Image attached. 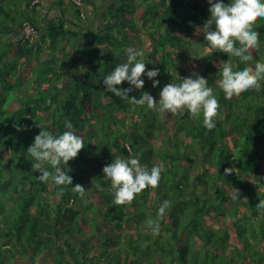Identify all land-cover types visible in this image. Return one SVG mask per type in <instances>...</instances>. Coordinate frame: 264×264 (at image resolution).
Wrapping results in <instances>:
<instances>
[{"label":"trees","instance_id":"obj_1","mask_svg":"<svg viewBox=\"0 0 264 264\" xmlns=\"http://www.w3.org/2000/svg\"><path fill=\"white\" fill-rule=\"evenodd\" d=\"M105 2L100 11L93 0L90 22L72 0L75 21L50 19L41 30L28 10L42 0H0V264H264V209L256 207L264 200V82L232 99L218 83L222 63L238 71L264 62V19L254 25L261 48L251 61L207 47L194 67L193 49L207 46L200 28L211 15L208 0ZM26 20L37 38L22 33ZM129 48L143 51L138 59L159 69L160 82L153 87L145 75L130 96L148 92L158 102L165 85L195 73L219 101L216 127L187 109L160 113L108 92L103 80L127 62ZM66 121L85 147L62 168L86 189L83 198L72 186L58 195L51 181L41 182L27 151L41 130L68 131ZM117 157L162 165L159 186L115 205L103 168ZM165 200L171 208L159 218ZM156 219L159 234L148 224Z\"/></svg>","mask_w":264,"mask_h":264},{"label":"clouds","instance_id":"obj_2","mask_svg":"<svg viewBox=\"0 0 264 264\" xmlns=\"http://www.w3.org/2000/svg\"><path fill=\"white\" fill-rule=\"evenodd\" d=\"M73 2L85 11L84 0L80 5L74 0ZM208 3L211 15L200 28L207 41V47L230 57H237L241 63L251 61L252 51H259L261 48L259 32L254 30V25L258 20L264 19V0H231L228 4L223 0H208ZM126 54L127 62L117 65L103 80L108 92L121 100L139 106L146 105L148 109L160 113L176 115L187 109L193 119L202 116L203 125L207 129L212 130L216 127L220 104L213 89L208 87L207 79L193 73L195 78H183L181 83L165 85L159 93L158 102L148 92H143L137 99L130 96V93L144 88L143 76L146 75L152 80L153 87L159 86V80L155 79L159 75V69L146 70V64L138 59L144 55L142 50L129 48ZM219 73L221 75L218 81L219 87L223 90L226 99H232L249 90L261 89V84L264 82V62H257L254 67L248 66L238 71H234L231 64L222 63ZM125 81L131 87H117ZM73 127L70 121H66L65 128L68 131L59 136L41 130L27 151L37 161L34 168L40 173L38 176L41 182L51 181L58 187V195L63 194L64 188L61 186H72V190L83 198L86 189L79 184L73 185L72 176L62 168V165L68 166L69 161L77 158L85 147L82 137L73 131ZM45 165H50L52 171ZM162 168V165H153L148 169L136 158H115L103 168V175L111 181L113 203L118 206L130 205L145 189H156L161 181ZM232 172L233 169H226L225 176ZM232 199H240L238 189L234 191ZM256 207L264 209V200H261ZM170 208L171 202L163 201L158 209V217L163 218ZM148 224L154 234H159L161 230L159 219L149 220Z\"/></svg>","mask_w":264,"mask_h":264},{"label":"crops","instance_id":"obj_3","mask_svg":"<svg viewBox=\"0 0 264 264\" xmlns=\"http://www.w3.org/2000/svg\"><path fill=\"white\" fill-rule=\"evenodd\" d=\"M95 1L97 2V0ZM85 5V9L89 13L90 22L94 21L93 16L95 12L93 0H86ZM35 12V15L40 18L39 27L41 30H44L46 22L50 19L59 21L61 18H64L67 23H72V21L77 19L75 15V6L71 0H42V4L36 8ZM19 29L18 27L15 29L14 35L17 37L21 34V29Z\"/></svg>","mask_w":264,"mask_h":264},{"label":"rangeland","instance_id":"obj_4","mask_svg":"<svg viewBox=\"0 0 264 264\" xmlns=\"http://www.w3.org/2000/svg\"><path fill=\"white\" fill-rule=\"evenodd\" d=\"M138 1V0H137ZM141 2H142V0H140ZM96 4H97V6L99 7V9H100V11L101 10H103V11H105L106 10V2H105V0H97V2H96ZM85 7H86V5H85ZM99 11V12H100ZM35 11H33V10H31V9H29L28 10V13H30V14H32V13H34ZM98 15H99V17L101 16V12L100 13H98ZM93 20H94V18H93ZM104 28H105V24L104 25H102ZM20 30V29H19ZM15 36V35H14ZM16 38H18L17 36H15ZM207 44V43H206ZM205 51H207V46H204V50L202 51V50H200V49H198V50H196V49H193V51H192V57L190 58L191 59V65L192 66H196V65H198V64H200V63H202V60H203V58L205 59ZM141 59H143V57H141ZM82 60V59H81ZM147 66V65H146ZM75 69H76V73H78V74H82V71L80 70V68H79V64H76L75 65ZM69 78H71V77H69L68 75L66 76V79H69ZM200 188V187H199ZM215 190V188H212L210 191L212 192V191H214ZM39 261H41V258H40V260ZM30 263V262H29ZM31 263H33V262H31Z\"/></svg>","mask_w":264,"mask_h":264},{"label":"built area","instance_id":"obj_5","mask_svg":"<svg viewBox=\"0 0 264 264\" xmlns=\"http://www.w3.org/2000/svg\"><path fill=\"white\" fill-rule=\"evenodd\" d=\"M37 0H32V3H35ZM79 5L82 4V0H74ZM22 33L27 37L32 39H35L39 35V29L38 27L33 24L31 21L26 20L23 23Z\"/></svg>","mask_w":264,"mask_h":264}]
</instances>
